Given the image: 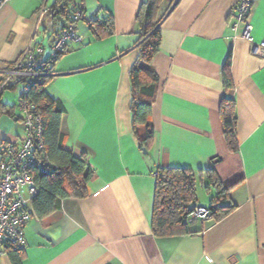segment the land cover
I'll return each mask as SVG.
<instances>
[{"label": "crops", "instance_id": "0c3cea01", "mask_svg": "<svg viewBox=\"0 0 264 264\" xmlns=\"http://www.w3.org/2000/svg\"><path fill=\"white\" fill-rule=\"evenodd\" d=\"M144 1L86 0L85 17L111 16L114 34L96 40L85 22L76 24L83 42L71 43L54 66L46 91L64 106L61 134L76 155H87L94 176L87 198L62 201L44 220L32 217L23 264H264V51L252 52L264 44V0L255 2L247 39L242 27L235 31L239 0L177 1L160 26L152 64L159 79L150 118L154 139L141 148L146 132L143 126L134 132L130 73L139 59L137 16ZM48 4L10 0L0 8V84L33 42L50 55L66 19L55 20ZM229 62L237 152L227 145L221 119ZM19 86L0 93L16 116L0 117V150L25 138L21 94L9 95L14 104L5 102ZM159 168L202 171L196 206L204 208L217 201L207 181L212 172L228 194L218 205L234 210L220 221L191 220L182 236L157 238ZM0 264L12 263L6 255Z\"/></svg>", "mask_w": 264, "mask_h": 264}, {"label": "trees", "instance_id": "16d2710c", "mask_svg": "<svg viewBox=\"0 0 264 264\" xmlns=\"http://www.w3.org/2000/svg\"><path fill=\"white\" fill-rule=\"evenodd\" d=\"M85 1L55 0L51 15L55 20L66 19V25L71 20L72 13L77 10H81L84 13L83 5ZM166 1L145 0L137 16V22L140 26L139 59L134 65L130 77L132 83L134 132L137 134L138 128L142 126L145 127L146 132V136L143 139H139L141 148H147L154 139V129L150 118L159 79L152 64L155 56L160 51V26L178 0H170V5L163 14L162 6ZM76 2L77 4L75 5ZM80 22H85L88 25L89 31L96 40L112 36L115 31L114 19L111 16L94 17L92 19H87L84 16ZM78 23H75V25ZM68 49L69 46L58 55V58L53 61V66ZM54 73V76L32 85L27 94L21 93L19 100L20 102L22 99H26L35 105L44 118L46 155L50 165H48L46 171L35 174L38 193L30 204L31 215L38 220H44L55 213L64 200L87 198L89 196L88 185L94 176L87 155H76L73 150L67 147L65 137L61 134V122L65 114L64 106L59 101L52 99L46 91L47 84L57 74L55 71ZM223 83L226 97L221 104V119L225 139L230 151L237 152L238 119L233 98L228 95L234 89L230 62L224 68ZM19 85H13L9 89ZM14 112L15 107L7 106L2 101V96H0V117L8 115L16 118ZM201 173L203 172H195L190 169H158L152 222V230L157 238H172L188 233V224L191 221L190 215L197 207V183L199 180H204V178L199 179L202 177L200 176ZM207 174H212L208 176L207 181L217 189V201L213 202L208 209L211 213V219L220 221L229 215L234 210V207L218 205V202L225 195L228 196V194L212 172L208 171ZM23 253L24 251L10 249L7 255L12 264H23Z\"/></svg>", "mask_w": 264, "mask_h": 264}, {"label": "built area", "instance_id": "2783aa9c", "mask_svg": "<svg viewBox=\"0 0 264 264\" xmlns=\"http://www.w3.org/2000/svg\"><path fill=\"white\" fill-rule=\"evenodd\" d=\"M10 0H0V8ZM256 0H239L236 6L235 31L242 27V37L247 39L252 31L251 15ZM46 8V7H45ZM43 13L49 12L46 8ZM77 10L71 20L56 34L49 58L44 57V48L33 42L4 72L0 93L13 86H22L25 95L30 87L46 78L54 76L53 61L67 49L69 44H81L83 38L78 34L75 23L84 18ZM264 51V44L253 47L256 55ZM25 138L21 145L4 144L0 150V262L8 250L24 251L26 240L24 229L32 219L30 204L38 189L35 174L48 168L44 138V118L40 110L28 100L19 102ZM211 213L208 208L196 207L190 219L208 221Z\"/></svg>", "mask_w": 264, "mask_h": 264}, {"label": "rangeland", "instance_id": "374dc122", "mask_svg": "<svg viewBox=\"0 0 264 264\" xmlns=\"http://www.w3.org/2000/svg\"><path fill=\"white\" fill-rule=\"evenodd\" d=\"M54 2H55V0H49V7L51 6H53L54 5ZM22 93V87H18L16 90H15V92L14 93H9L8 94V97L6 98V101L5 102H7V103H10V104H14V102L15 101H13V98H11V96L9 97V95H11V94H15V96H17V95H19V94H21Z\"/></svg>", "mask_w": 264, "mask_h": 264}, {"label": "water", "instance_id": "95a60500", "mask_svg": "<svg viewBox=\"0 0 264 264\" xmlns=\"http://www.w3.org/2000/svg\"><path fill=\"white\" fill-rule=\"evenodd\" d=\"M176 3H177V2H176ZM176 3H175V4H176Z\"/></svg>", "mask_w": 264, "mask_h": 264}]
</instances>
